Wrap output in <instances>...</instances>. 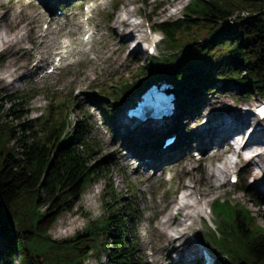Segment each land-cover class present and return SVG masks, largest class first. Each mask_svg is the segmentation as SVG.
<instances>
[{
	"label": "trees",
	"instance_id": "1",
	"mask_svg": "<svg viewBox=\"0 0 264 264\" xmlns=\"http://www.w3.org/2000/svg\"><path fill=\"white\" fill-rule=\"evenodd\" d=\"M156 27L165 36V52L103 89L110 100L102 103L106 120L162 70L176 83L191 84L190 97L230 85L264 97V0H192L184 17ZM37 95H4L12 106L0 104V264L15 258L21 264H86L93 254L98 264H144L132 227L135 202L117 190L109 157L99 159L91 116L84 112L74 124L70 95L53 100L47 114L31 117ZM102 181L105 216L72 237L54 239L51 230L65 214L90 216L80 203ZM214 213L219 232L202 239L220 250L218 264H264V227L257 216L222 198Z\"/></svg>",
	"mask_w": 264,
	"mask_h": 264
},
{
	"label": "rangeland",
	"instance_id": "2",
	"mask_svg": "<svg viewBox=\"0 0 264 264\" xmlns=\"http://www.w3.org/2000/svg\"><path fill=\"white\" fill-rule=\"evenodd\" d=\"M87 1L89 0H83L84 3ZM190 1H110L109 4L101 6L94 12L96 16L94 26L97 28V34L91 43L84 44L82 42L84 29L69 34V30H74V23L76 21L80 23L83 18L81 0H0V38L14 39L13 46L7 42L0 43V104L4 106L5 110H8L12 104L7 100L3 101L2 96L32 94L38 91V95L29 107L32 109L31 117L36 118L47 114L48 107L56 98L66 99L71 94L73 95L72 99L78 98L73 100V105H75L71 112L73 121L82 118L85 111H88L92 116L93 134L102 147L99 159L109 157L110 176L115 182L117 190L135 202L136 215L132 221V227L137 245L143 254L144 264H194L191 261L194 255L198 256L197 258L204 257L202 252H199L201 241L189 244L190 234L185 235L181 242L169 244L171 249L174 247L179 249L183 243L181 249L177 250L178 252L169 250L168 254L167 249L159 247L165 244L164 238L157 234V228L160 227L162 221L169 219L167 229L173 233L174 237L177 229L187 226L182 224L183 219L176 215L178 207L174 208L170 214L171 217L167 218L169 213L167 206L173 200L179 199L185 192L194 191L197 201H209V205H212L218 198L229 199L236 205L243 204L257 216L260 225L264 227V173L255 179L248 172L245 161H240L235 155H231L232 161H238L235 170L240 172V182L236 186L229 181V173H227V181L221 186H217L214 180L211 182L207 175L208 167L213 168L218 164L221 165L224 161L226 157L225 144L229 145L227 141L221 143L222 153L218 159L201 162L195 158L197 153L193 152L188 156L185 154L170 162H181L176 166V170H171V172L163 174V178H158L152 176L155 173L159 174L161 169H153L151 166L148 168H146L147 166L138 167L137 162L132 160L131 154L124 151V149H137L139 146H133L139 142L152 144L154 147V142L157 143L156 139L159 138L154 129L151 126L142 128L139 126L129 133L130 130L123 126L125 115L120 111L115 113L113 119L118 134L111 131L110 124L103 123L100 102L109 101V98L102 93V89L105 85L119 84L121 81L131 78L137 67L150 59L148 47L152 39H155V36L156 38L162 36L161 33H152L150 26L163 20L183 17L184 9ZM158 2H164V4L156 9ZM115 3H120L121 6L116 8ZM61 5H64L65 9L60 15L58 9ZM135 9L139 11V14L130 20L138 23L144 18L147 30V36L142 41L141 48L136 43L125 45L124 43L130 42L131 39L117 36L112 29L115 23L128 17L127 10ZM56 18H58L57 21H55ZM45 24L49 25L47 30L44 27ZM157 45V52H164L163 42L157 43ZM59 47H63L67 51L71 50V56L63 62L60 70L43 78V73L52 65L54 59L58 55H63ZM80 51H85L86 54L80 53ZM38 60L40 63L35 67ZM161 80L173 82V79L166 76V72L163 70L162 76L155 79V82ZM6 83H9V86L5 87ZM184 86V84L180 85L182 89ZM262 99L263 97L258 93L242 94V89L236 85L221 86L218 90L203 94L197 99L192 97L187 106L188 115L180 117L179 114L178 124L184 131H188L187 133H200L201 142L204 144L205 138L209 134V127L221 116L235 117L240 111L247 112L250 107L256 106ZM185 105L186 103H184ZM122 106L124 108L125 105L122 104ZM21 108L28 109L25 106ZM246 112L240 116L244 120H248ZM261 123L264 126V122ZM15 124L18 125L20 122L16 121ZM253 128L254 125L251 123L245 129V136H248ZM106 129H109L110 132L107 133ZM185 136L188 135L185 133ZM234 136H237L236 132ZM262 140L264 142V137ZM144 149V146H140L141 151ZM156 155L157 150L147 152L146 156ZM258 164L264 167V163ZM185 184L192 189L184 191L182 186ZM199 185L203 191L210 192L207 200L203 199ZM254 185L256 187L253 189ZM105 186L106 181L92 185L83 196L80 205L86 213H89V217L73 212L65 214L53 226L52 237L54 239L72 237L78 231L89 227L90 221L104 217L107 213L103 204ZM132 186L135 187V191H132ZM244 186L247 191H239V188ZM89 195L92 196L90 201L87 198ZM174 222L179 223V225L176 224L178 227L173 225ZM191 222L187 221L189 224ZM217 222L219 223L217 217L204 218L201 216L196 222L194 232L201 229L196 233L200 237L209 234L212 230H218ZM206 244L216 252L217 257H222L216 246L209 242ZM170 253H173L171 262ZM10 264H21V262L19 258H15ZM86 264H98L97 256L95 254L90 256Z\"/></svg>",
	"mask_w": 264,
	"mask_h": 264
},
{
	"label": "bare ground",
	"instance_id": "3",
	"mask_svg": "<svg viewBox=\"0 0 264 264\" xmlns=\"http://www.w3.org/2000/svg\"><path fill=\"white\" fill-rule=\"evenodd\" d=\"M138 14H139V11L137 9L127 10L128 17H124L121 20H119L117 23H115L112 26V29L115 31V34L117 36L125 38V39H131L130 42H125L124 43L125 45L136 43V45H138L141 48L142 41L147 36L146 35L147 30L145 29L143 22L135 23L130 20L132 17H136ZM44 16L45 14L43 15V17ZM57 20L58 18L55 19V21ZM82 26L83 25L81 22L79 23L78 21H76L74 23V30H69V34L77 33L79 30L82 29ZM1 42H4V43L7 42L10 46L14 45L13 38L5 40L3 37H1L0 43ZM59 49L60 51H65L61 47H59ZM7 86H9V83H6L5 87ZM243 112H246V111H240L239 114L236 115L235 117L225 118L221 116L218 121H215V123H213L211 127H209V134L205 138L207 147L215 146L225 141L229 143L230 154L226 155L221 165H217L213 168L211 167L207 168V175L210 181L212 182L214 180V182L217 183L216 184L217 186L223 185L227 181L226 180L227 173L229 174L233 173V171L235 170V165L238 163V161L236 162L232 161L230 159L231 155H235L238 159H240V161L244 160L246 163L248 172L250 173V175H253L255 179L264 173V167L258 164L260 162L264 163V149H263L264 142L262 140L264 137V132L260 130L256 131L258 125H256V122H255L256 117L251 111L246 112V115L248 116V120H244L242 119V117H240L243 115ZM251 123L254 125V128L251 132L250 137L246 138L245 129ZM235 132L237 133V136H234ZM146 144H144L143 142H139L138 144H135L133 147L145 146ZM149 148L148 149L146 148L143 151L137 150L136 151L137 153H135L140 157L141 163L139 165L141 167L149 165L152 168L163 169L164 174H165L171 170L172 171L176 170V166L181 164L180 161L176 163L169 162L170 164L166 163L167 161L172 160L169 157H165L161 160L158 157H152V159L149 160L146 156L147 152H153V151L155 152V149L153 148V146L149 145ZM132 150H135V149L130 150L131 156L132 154L134 155V151ZM179 150H181V148H179ZM200 161L205 162L207 161V159L202 158ZM152 177L161 178L162 173L160 174L155 173ZM252 187L254 189L256 186L254 185ZM182 188L184 191L188 189H192L189 185L187 186L186 184L183 185ZM199 189L202 190V187L200 185H199ZM209 194H210L209 191H203V190L201 191V195L204 200H207ZM194 195H195L194 191H192L191 193L185 192L179 197V199H176L175 201H173L168 208L169 213L167 214V218H170L171 217L170 214L172 213V210L178 207L176 215H178V218L183 219L182 224L187 225L181 229H177L175 237L173 236V233L167 229V223L169 219L162 221L160 223V227L157 228L158 236L163 237L165 241V244L160 245L159 247H162L163 249H167L168 254H169V250H171V252H175L181 249V245L183 243L182 244L180 243L181 245L179 246V249H176L175 247L171 249L169 247V244L181 242V240L185 237V235L193 233L194 227L197 224L196 222L199 218H201L203 210L206 207H209V201H197ZM87 198H88V201H90L92 199V196L89 195L87 196ZM187 221H192V222L189 224L187 223ZM174 223L175 224L173 225L175 226L179 225V223H176V222ZM172 254L173 253H170V257H169L170 262H171Z\"/></svg>",
	"mask_w": 264,
	"mask_h": 264
}]
</instances>
